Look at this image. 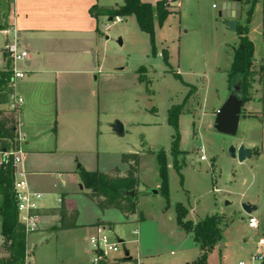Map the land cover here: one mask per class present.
<instances>
[{
  "label": "crops",
  "instance_id": "obj_1",
  "mask_svg": "<svg viewBox=\"0 0 264 264\" xmlns=\"http://www.w3.org/2000/svg\"><path fill=\"white\" fill-rule=\"evenodd\" d=\"M140 1L154 6L161 0ZM199 1L179 0L177 13L170 14L164 24H169L175 19L180 22L186 5L193 6L195 2L197 7ZM214 1L217 4L212 5V9L218 11V16L222 0ZM93 5L121 6L123 0L112 3L103 0H0V30L14 25L19 32L21 47L29 53L25 64L27 76L16 86L17 94L24 101L21 120L22 132L25 136V158L22 168L27 173L30 188L40 193L42 197L38 201L37 230L26 235L25 262L26 264H91L89 239L94 234L95 224L103 223L109 226L112 235L124 244L125 251L131 258L125 263L163 264L157 255L159 249L154 247L152 242L150 243L148 235L143 230L146 224L144 211L138 210L142 201L151 203L152 200H149V197L159 195V168L157 166L158 181L150 185L141 182L140 155L144 151L131 148L126 143L117 140L121 137L112 132L111 125L115 121L121 122L123 124L122 137H125L131 124L120 114L109 115L107 111V93L119 91L122 85H126L128 74L124 67L115 65L122 64L121 62L110 61L108 52L116 44L115 42L110 44L105 34L112 25L121 24L125 20L135 21V18L130 16L122 20L112 19V21L108 17L93 19L89 14V9ZM247 10L248 5L241 0L239 16L234 19L235 28L242 24L243 19H247ZM262 10V0H257L250 18L248 38L254 47L253 70L256 72L255 68L258 71L261 69L262 83L260 84V81L253 85L251 101L247 105L246 125H257L256 120L260 117V104L264 98V58L257 54L254 39H252V25L256 19L258 29L260 17L261 42L262 46L264 45ZM227 22L228 19H224L225 28L222 29V33L232 35L229 36L232 45L226 44L223 51V56L228 58L227 67L223 70L215 69L216 73H223L226 81L225 92H217L211 105L210 110L212 112L214 109L215 113L229 93L227 74L230 70L233 52L239 42L236 32H231L226 27ZM186 32L182 31V33ZM4 43L5 38L0 33V73L6 72L8 67L3 52ZM163 44H166L165 39H163ZM122 45L121 41L119 46ZM228 49L231 50V55L226 53ZM150 68L147 69L151 71L152 68ZM137 70L131 73L134 80L127 83L129 88L142 85ZM194 88L197 91V88ZM194 96L197 99L198 92ZM5 105L6 103H0L2 131H7L11 125L10 116L1 108L6 107ZM186 114L191 116L189 113ZM4 139L6 137L0 135V149L5 147H2ZM241 145L251 151L255 147L251 141ZM131 153L139 155L137 184L130 190L134 192L137 205L136 213L125 219L115 209L101 211L95 201L87 198L85 194L89 191L83 188L78 173L82 170L87 173L98 172L109 175L117 169L123 177L127 171V165L121 163V155ZM233 160L239 164L247 161L240 163L236 159ZM152 190L157 191V194L149 193ZM2 201L3 198L0 196V207ZM62 202L68 215L77 213L73 228L61 229V218L56 211ZM247 204L254 205L249 202ZM175 207L167 205L162 207L160 212L164 215L172 209V216L170 211L168 219L172 220L174 217L176 223ZM255 212L251 216L257 220ZM257 222L259 229V221ZM116 224L128 226H116ZM1 225L0 216V259H7L8 254L3 247ZM126 227V232L136 236L135 240H130L125 231H120L121 228ZM171 229L174 235L172 246L180 250V253L189 249L184 244L188 239L192 241L191 249L198 247L192 236L186 234L177 224ZM220 242L216 247H219ZM257 243L256 246L259 247ZM130 244H136L132 253L129 248ZM194 263L195 260L191 262V264Z\"/></svg>",
  "mask_w": 264,
  "mask_h": 264
},
{
  "label": "rangeland",
  "instance_id": "obj_2",
  "mask_svg": "<svg viewBox=\"0 0 264 264\" xmlns=\"http://www.w3.org/2000/svg\"><path fill=\"white\" fill-rule=\"evenodd\" d=\"M103 1L112 3L120 0ZM216 4L214 0H200L197 7L195 2L193 6L187 4L180 22L175 19L169 24L155 25L153 45L150 36L139 30L136 21L125 20L112 25L105 34L110 44H116L108 52L109 59L121 62L115 65L124 67L130 75H127L128 81L119 91L107 93V111L109 115L120 114L131 124L127 135L117 140L144 151L140 155L139 176L142 183L150 185L158 181L156 156L162 151L167 168L168 205H181L186 210L185 220L194 224L211 215L220 218L222 239L219 247L215 246L207 254L206 263L252 264L256 253L260 251L264 254V247L256 246L259 238H264V98L260 104L257 125L245 124L247 105L251 101L249 98L243 103L240 114L242 120L234 138L214 132L215 110L211 112V105L217 92H225L226 86L225 76L216 73L215 69L227 67L228 58L223 56V51L226 44L232 45L229 37L232 35L222 33L224 19L219 18L218 11L212 9V5ZM166 8L170 14L178 11V5ZM244 20L246 18L242 20L241 26L245 25ZM260 22L259 17L257 29L254 20L252 39L257 54L264 58ZM183 30L187 32L182 33ZM119 39L122 46L117 44ZM163 39L166 44H163ZM226 53L231 55V50L228 49ZM162 55H167L166 59ZM148 67L152 68L151 71ZM136 70L139 78L145 80L141 81L140 87L129 88L127 83L134 80L131 73ZM255 70L259 72L257 68ZM240 83L238 77L230 83L227 81L228 90ZM193 86L197 91H192ZM191 92H198V98ZM252 93L253 89L250 96ZM182 104L184 108L178 131L179 150L183 153L174 159L170 152L175 131L167 125V111L171 106ZM1 108L5 111V107ZM249 141L255 144L251 159L239 164L228 156L230 146L238 148ZM202 155L206 158L204 162L199 159ZM174 163L177 168L173 166ZM149 200L152 202L142 201L138 210L144 211L146 224L143 230L150 243L159 249V260L163 264L196 262L199 248L191 249L190 239L184 242L189 249L182 253L172 246L174 235L171 228L177 223L174 217L168 219L170 211L172 216V209L161 214V208L167 206L162 194L150 196ZM225 202L229 205L226 206ZM247 202L257 206L255 215L259 221L258 230H250L247 226L246 214L241 209V204ZM120 231L126 232L127 227ZM127 235L130 240L136 239L128 232ZM122 248L125 250V246ZM129 248L132 253L136 244H130ZM261 263L256 261L253 264Z\"/></svg>",
  "mask_w": 264,
  "mask_h": 264
},
{
  "label": "trees",
  "instance_id": "obj_3",
  "mask_svg": "<svg viewBox=\"0 0 264 264\" xmlns=\"http://www.w3.org/2000/svg\"><path fill=\"white\" fill-rule=\"evenodd\" d=\"M248 5L247 19L245 25H237L235 32L238 36V45L233 52V58L230 70L227 74V80L230 83L233 78L238 77L241 80L239 84L243 96V103L250 98V91L255 83H259L262 79L261 69L257 73L253 70V43L248 38L250 18L253 13L257 0H243ZM168 0H161L154 6L142 3L140 0H124L123 5L114 7H99L93 5L89 9V14L93 19L98 17H108L113 20L118 18H127L133 16L139 30L148 34L151 38V44H154V28L155 25L161 26L170 12L168 8ZM262 29L264 31V0H262ZM154 47V46H153ZM162 57L166 59L167 55ZM257 78V80H256ZM9 79L7 72L0 73V103H7L8 96L6 94V82ZM144 78H139L143 82ZM230 89V88H229ZM195 92V88H192ZM194 92L191 94H194ZM184 104L174 105L167 111V125L171 126L175 131V137L171 144V155L175 159L182 155L179 150L180 134L178 131L179 117L182 114ZM0 135L10 137L11 130L2 131L0 127ZM6 146V142L2 143V147ZM156 160L158 163V174L160 180L159 193L168 201L167 190V172L165 154L160 151L157 153ZM121 163L127 165V171L123 177L120 176L119 170H114L112 174H101L98 172L87 173L79 171L78 176L83 188L89 193L85 194L87 198L95 201L97 207L103 211L107 209H115L119 211L125 219L136 213V198L132 199L125 195V192L132 190L136 184V175L139 166V155L137 153L122 154ZM173 166L177 168L174 163ZM0 196L3 201L0 207V216L2 218L1 235L3 237V247L8 254L7 259H0V264H25L26 257V233L24 226L18 222L16 204L12 193V176L9 170L0 169ZM176 223L186 233L192 236L193 241L198 246L200 255L194 264H207V254L221 241L222 230L220 228V218L217 215H211L197 223L185 220L186 210L181 205H176ZM61 218V229L67 227H75L77 213L67 214L64 203L56 211ZM140 216V220H141ZM103 224V223H97ZM106 225V224H105Z\"/></svg>",
  "mask_w": 264,
  "mask_h": 264
},
{
  "label": "built area",
  "instance_id": "obj_4",
  "mask_svg": "<svg viewBox=\"0 0 264 264\" xmlns=\"http://www.w3.org/2000/svg\"><path fill=\"white\" fill-rule=\"evenodd\" d=\"M179 0H168V6L177 5ZM214 8V7H213ZM119 18L116 17L115 20ZM0 33L5 38L3 52L7 61V73L9 79L6 82V94L8 100L5 112L11 120V135L5 140L6 146L0 149V169L9 170L12 176V193L17 209L18 222L24 226L25 233H34L37 230L38 201L42 195L35 192L29 186L27 173L22 165L25 158V136L22 132V109L24 101L16 92L17 83L27 76L25 64L28 59V50L22 48L19 42V32L14 25H10ZM203 153V152H202ZM200 161L206 158L202 155ZM247 226L251 230L258 229L257 220L251 215H247ZM134 234V233H133ZM258 246H264V240H258ZM91 250V264H121L124 258V246L116 237L112 235L111 228L105 224L94 226V234L89 239ZM263 252L256 253L251 263L263 262ZM125 263V262H124ZM26 264V262H25Z\"/></svg>",
  "mask_w": 264,
  "mask_h": 264
},
{
  "label": "water",
  "instance_id": "obj_5",
  "mask_svg": "<svg viewBox=\"0 0 264 264\" xmlns=\"http://www.w3.org/2000/svg\"><path fill=\"white\" fill-rule=\"evenodd\" d=\"M241 0H222L219 5V18L228 19L226 27L229 31H235V22L234 19L239 16V7ZM112 21V18H109ZM118 44L121 45V41H118ZM243 107V96L241 93V88L239 85H233L229 89V93L226 96L225 101L216 111L214 120H213V130L215 133L234 138L237 135L240 114ZM112 132L118 136H123V124L119 121H115L111 125ZM228 156L231 159H236L238 162L242 163L245 160L251 158L252 151L248 148H245L244 145H240L238 148L230 146L227 150ZM149 193L157 194V191L152 190ZM125 195L131 199L134 197L133 191L125 192ZM225 205H229L228 202H225ZM242 211L246 215H251L256 211L257 207L244 203L241 205ZM122 243V241H120ZM131 258L128 256V252L124 251V258L122 262H129Z\"/></svg>",
  "mask_w": 264,
  "mask_h": 264
}]
</instances>
